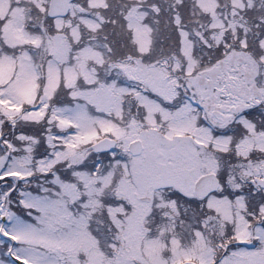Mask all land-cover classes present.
Here are the masks:
<instances>
[{
    "label": "snow or ice",
    "instance_id": "obj_1",
    "mask_svg": "<svg viewBox=\"0 0 264 264\" xmlns=\"http://www.w3.org/2000/svg\"><path fill=\"white\" fill-rule=\"evenodd\" d=\"M0 264H264V0H0Z\"/></svg>",
    "mask_w": 264,
    "mask_h": 264
}]
</instances>
